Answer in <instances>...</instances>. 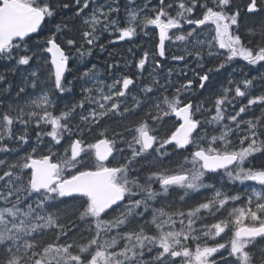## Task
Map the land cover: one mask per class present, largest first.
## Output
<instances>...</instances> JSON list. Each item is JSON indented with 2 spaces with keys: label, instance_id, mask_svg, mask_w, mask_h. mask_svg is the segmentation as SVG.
Instances as JSON below:
<instances>
[{
  "label": "snow or ice",
  "instance_id": "6c2138e0",
  "mask_svg": "<svg viewBox=\"0 0 264 264\" xmlns=\"http://www.w3.org/2000/svg\"><path fill=\"white\" fill-rule=\"evenodd\" d=\"M70 7L78 33L56 22ZM124 8L122 22L117 0H0V154L11 157L0 158V264H264V160L254 163L264 157V76L260 85L229 76L211 107L191 99L194 83L206 90L237 59L264 68V24L247 26L234 0H126ZM244 11L264 12V0H247ZM138 29L158 30L153 57L166 56V41L180 42L184 54L172 60L188 67L191 57L194 79L176 86L169 69L163 84L137 85L128 74L106 84L85 67L81 98L59 108L57 98L73 91L65 76L73 54L91 56L105 32L115 36L109 43L131 42ZM149 55L136 64L141 71ZM254 107L260 114L245 119ZM225 177L259 189L242 199ZM201 190L211 195L187 210L167 201Z\"/></svg>",
  "mask_w": 264,
  "mask_h": 264
},
{
  "label": "trees",
  "instance_id": "16d2710c",
  "mask_svg": "<svg viewBox=\"0 0 264 264\" xmlns=\"http://www.w3.org/2000/svg\"><path fill=\"white\" fill-rule=\"evenodd\" d=\"M118 3L125 4L126 0H117ZM145 0H136L137 5H141L144 3ZM154 4L158 2V0H152ZM247 0H234V5L239 6L241 8V15L242 19L244 20L245 24L250 27H259V25L264 24V16L253 14L249 16L244 11V6L246 5ZM125 11L124 6L121 7L120 16ZM123 18V15L121 16V19ZM61 21H64L68 24L70 28L73 29L74 33H78V30L81 29V22L79 21L78 17H75L72 13H66L61 16L56 17V22L59 23ZM48 28H51L49 25ZM48 28H45L44 33L40 37H33V40L30 43H35L36 40H43L44 36L48 35ZM155 34L151 31V29L148 30V34L145 35H139L136 40H132L131 42H115V43H109L110 40H115V37L113 35H110L108 32L103 33L100 36V40L98 41L97 45L92 50L91 56H85L82 60L75 58V54H73V58L70 59L69 62V71L66 74V80L71 81V84L66 85V87H70L73 89L72 92H65L62 94V97L57 98V103L59 105V108L63 109L65 103L71 100H79L81 98V84L83 81H80L77 79L79 77L80 72H82L85 67L92 68L95 66V71L98 74L99 78L101 80H104L106 84H109L112 82L113 78L116 75L120 74H128L132 76L135 80L137 85H140V82H148L152 79H158L163 84L165 80L168 78V71L169 69L172 70L171 80L176 85L179 86V84L184 83L186 78H193L194 74L190 69V72H187L185 70V62L177 61V62H162L164 58L159 57L158 55L153 57L156 62H159L161 67L156 68L154 63L150 65H147L142 71L136 67V64L138 63V60L143 56L144 52H149V54L152 55V53L155 51V44L153 43V38ZM259 34L254 38V42L259 40ZM100 44L104 45V49L101 50L99 47ZM131 50V51H130ZM168 55V54H167ZM192 58H188V64H194L191 63ZM127 62V66H126ZM193 62V61H192ZM110 64H118V68H109ZM208 66H211L210 63ZM7 65L4 63H0V72H3L6 69ZM195 67V65H194ZM193 67V68H194ZM235 69V71L233 70ZM182 72L187 73V77H185ZM231 76L234 80H241L244 77L248 78H256L257 85L261 84L260 77L263 75H257L254 74L252 71L249 73H243L242 70L239 67V62L236 61L234 64L230 67H228L226 70H222L221 73L214 77L212 84L206 89V90H200L198 88V84L195 83L193 92L191 93V99L194 103L203 102L205 107H211L212 100L214 99V93L219 89L221 84H226L227 78ZM9 79L15 80V77L9 76ZM140 83V84H139ZM88 86H91L90 84ZM258 89V88H257ZM46 90L51 91L54 96L56 95L54 87L48 86L46 87ZM107 90V89H106ZM173 91L172 88L168 89V93H171ZM137 89H134L132 92V95H136ZM8 98V97H7ZM129 102L131 103V96L129 97ZM62 100V101H61ZM245 102V101H244ZM241 101L236 102V108L237 106H240ZM94 106V105H93ZM238 109V108H237ZM232 111V108H229V112ZM259 115L260 112H257L255 110H252L250 113L245 115V119L252 118L254 115ZM32 139L35 140V136L33 134ZM233 140L235 141L236 138L234 137ZM67 145H65L66 147ZM26 146H22L21 149V155H23L24 148ZM63 149L60 147L54 148L53 151L57 153ZM183 155H187V152H184ZM172 157L175 158V161L177 162L182 159L181 155H173ZM0 158L9 159L11 157L4 156L3 154H0ZM181 194V193H180ZM180 194L178 192H174L170 197L167 198V201H175L178 199L180 201L179 196ZM205 196H208V192L205 190H201L200 193L196 195H192L191 198H186L185 201H195V202H203V198ZM83 227L81 228V231H83ZM70 238L75 240L77 243H83V240L79 239V234L73 236L70 233ZM54 239V234L49 232L47 235L43 237V240L45 242H51Z\"/></svg>",
  "mask_w": 264,
  "mask_h": 264
},
{
  "label": "flooded vegetation",
  "instance_id": "af4514ba",
  "mask_svg": "<svg viewBox=\"0 0 264 264\" xmlns=\"http://www.w3.org/2000/svg\"><path fill=\"white\" fill-rule=\"evenodd\" d=\"M55 2L58 3V4L59 3H62V2L63 3L64 2H69L70 5H71L72 0H55ZM119 5H120V8H121L125 4L119 3ZM92 7H93V5L90 4L89 5V8L86 9V10L89 11L90 9H92ZM69 12L73 14V11H72L71 7L69 9H62V10H60L58 16L64 15V14L69 13ZM50 26L53 27V25H50ZM245 34H246V31H245ZM237 61L239 62V67H240V69L242 70L243 73H246L247 74V73H249V72L252 71L254 74H257L259 76L260 75H263L264 76V68L260 67V65L250 66V65H247V62L246 61L239 60V59H237ZM194 86H195V83L193 84V89H194ZM256 90L258 91V89H256ZM129 100H130V98H129ZM129 100H128V102H129ZM237 108H239V106H237ZM252 110H255L257 112H260L261 111L259 107H254ZM187 155H188V153H187ZM257 157L258 158H257L256 161H254V163L259 164L262 160H264V157H260L259 154H257ZM171 159L173 161H175V158L174 157H171ZM223 183L226 185V190H228V191H235V192L239 193L241 195L242 199H246V193L247 194H251V189L253 187L256 188V189H259V185L255 184V182H251V181L246 182L245 185H241V184H239V182H237L235 184H230L227 181V178L225 177ZM155 187H158V186H155ZM210 195H211V193L208 192V196H210ZM168 202L172 203L174 209H181V210H187L189 207H192V206H194L197 203L195 201H181L180 203L179 202H171V201H168ZM157 206H159V204H157ZM237 206H239V204ZM225 215H226V213H225ZM205 222H207V223H213L215 221L211 217H209ZM226 239H227V236L224 237V240H221L220 237H217V240H219L220 242H224ZM209 243H212V241L210 240ZM193 247H194V245H193Z\"/></svg>",
  "mask_w": 264,
  "mask_h": 264
},
{
  "label": "rangeland",
  "instance_id": "374dc122",
  "mask_svg": "<svg viewBox=\"0 0 264 264\" xmlns=\"http://www.w3.org/2000/svg\"><path fill=\"white\" fill-rule=\"evenodd\" d=\"M102 3H105V0H97V4H102ZM153 4H154V2H152ZM141 5H143V3L141 4ZM91 10L92 9H90L89 11H87V10H85V15L86 14H89L90 12H91ZM122 15H123V18H122V22H123V20L125 19V11L122 13ZM121 15V16H122ZM258 15H261V16H264V12H261V13H258ZM78 19H79V21L81 22V20H80V18L78 17ZM143 31H140L139 29H138V35L136 36V37H134L133 38V41L134 40H136V38L139 36V35H143ZM114 36V35H113ZM115 37V36H114ZM255 38V37H254ZM158 41V30H157V32H156V34H155V36H154V38H153V43L154 44H156V42ZM116 42H123V41H116ZM168 54V55H167ZM180 54H184V52H183V46L180 44V42H176L175 44H170L169 42H167L166 41V56L165 57H162V58H164V60H162V62H167V61H169V62H177V61H174V60H172V57L171 56H173V55H180ZM153 55H149V59H148V62L146 63V65H145V67L147 66V65H149V63H151L150 65H152L153 63H154V61H156L153 57H152ZM169 57V58H168ZM188 58H191V57H188ZM193 61V60H192ZM191 61V63H194V61L192 62ZM194 65H195V63L194 64H188V67H185V70L187 71V72H190V69L191 68H193L194 67ZM44 83H45V85H46V87H48V86H52V88H53V84H52V82H51V80H49V79H47V72H45V74H44ZM130 97V96H129ZM3 99H5L6 101L8 100V99H11V95H9L8 96V98L7 97H4ZM46 139H50V138H46ZM90 139H91V137H90ZM63 154V151L62 150H60L59 152H58V156H57V158L60 156V155H62ZM125 154H127V151H126V153ZM154 187H155V185H154ZM179 193V192H178ZM180 194V193H179ZM198 194V193H197ZM194 195H196V194H194ZM173 202H181V200L180 201H178V199L177 200H175V201H173ZM207 223V222H206ZM198 226H199V222H198ZM113 235L115 234V230L113 231V233H112ZM217 239V238H216ZM210 241V240H209ZM208 241V242H209Z\"/></svg>",
  "mask_w": 264,
  "mask_h": 264
},
{
  "label": "bare ground",
  "instance_id": "6f19581e",
  "mask_svg": "<svg viewBox=\"0 0 264 264\" xmlns=\"http://www.w3.org/2000/svg\"><path fill=\"white\" fill-rule=\"evenodd\" d=\"M62 3H63V2H62ZM171 57H172V56H171ZM168 58H169V57H168ZM66 74H67V73H66ZM140 83H141V82H140ZM140 83H139V84H140ZM61 101H62V100H61Z\"/></svg>",
  "mask_w": 264,
  "mask_h": 264
},
{
  "label": "water",
  "instance_id": "95a60500",
  "mask_svg": "<svg viewBox=\"0 0 264 264\" xmlns=\"http://www.w3.org/2000/svg\"><path fill=\"white\" fill-rule=\"evenodd\" d=\"M35 36V35H34ZM67 73V72H66ZM66 73H65V75H66Z\"/></svg>",
  "mask_w": 264,
  "mask_h": 264
}]
</instances>
